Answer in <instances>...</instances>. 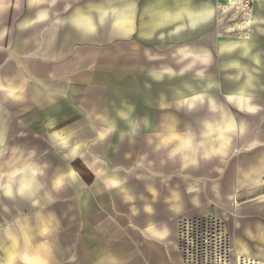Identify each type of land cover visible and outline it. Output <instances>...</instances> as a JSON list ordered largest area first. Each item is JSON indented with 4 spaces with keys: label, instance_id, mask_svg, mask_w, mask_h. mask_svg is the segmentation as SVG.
<instances>
[{
    "label": "crops",
    "instance_id": "0c3cea01",
    "mask_svg": "<svg viewBox=\"0 0 264 264\" xmlns=\"http://www.w3.org/2000/svg\"><path fill=\"white\" fill-rule=\"evenodd\" d=\"M85 1L0 0V264H184L175 221L210 214L264 262L225 37L264 0Z\"/></svg>",
    "mask_w": 264,
    "mask_h": 264
},
{
    "label": "rangeland",
    "instance_id": "374dc122",
    "mask_svg": "<svg viewBox=\"0 0 264 264\" xmlns=\"http://www.w3.org/2000/svg\"><path fill=\"white\" fill-rule=\"evenodd\" d=\"M89 1L92 3L104 2V0ZM77 2L79 8L85 7V0H77ZM261 14L264 16V9L263 11L260 10L259 15L261 16ZM94 15L97 18L96 23L99 27L104 26L108 22L112 23L116 17L115 15H107L106 19H104L105 15L101 14V12ZM229 22L230 20L226 21L227 25ZM104 30L107 29L105 28ZM228 36H231L233 41L244 40L239 44V51L236 54L237 56H235L239 62V68L233 71V91L242 87L246 92V96L234 99L233 118L239 126L241 125L240 130H243L248 143H255V145L264 144V20H257L252 28L236 29L233 34H225V37ZM253 61L257 65H253ZM235 75L238 76V80L234 79ZM229 88V85H227V89ZM240 134L241 132L239 136ZM236 195L238 204L258 198L261 199L264 196V186ZM179 219L175 221L174 225L176 247V224Z\"/></svg>",
    "mask_w": 264,
    "mask_h": 264
},
{
    "label": "built area",
    "instance_id": "2783aa9c",
    "mask_svg": "<svg viewBox=\"0 0 264 264\" xmlns=\"http://www.w3.org/2000/svg\"><path fill=\"white\" fill-rule=\"evenodd\" d=\"M234 205H238L237 195ZM176 241L184 264H264L237 254L234 233L220 215L180 218Z\"/></svg>",
    "mask_w": 264,
    "mask_h": 264
},
{
    "label": "bare ground",
    "instance_id": "6f19581e",
    "mask_svg": "<svg viewBox=\"0 0 264 264\" xmlns=\"http://www.w3.org/2000/svg\"><path fill=\"white\" fill-rule=\"evenodd\" d=\"M263 186H264V180H263Z\"/></svg>",
    "mask_w": 264,
    "mask_h": 264
}]
</instances>
